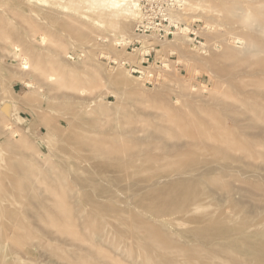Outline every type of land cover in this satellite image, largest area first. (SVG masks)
I'll list each match as a JSON object with an SVG mask.
<instances>
[{
    "label": "rangeland",
    "instance_id": "1",
    "mask_svg": "<svg viewBox=\"0 0 264 264\" xmlns=\"http://www.w3.org/2000/svg\"><path fill=\"white\" fill-rule=\"evenodd\" d=\"M134 1L0 0V264H264V0Z\"/></svg>",
    "mask_w": 264,
    "mask_h": 264
},
{
    "label": "built area",
    "instance_id": "2",
    "mask_svg": "<svg viewBox=\"0 0 264 264\" xmlns=\"http://www.w3.org/2000/svg\"><path fill=\"white\" fill-rule=\"evenodd\" d=\"M176 3V0H139L140 20L135 26L136 34H154L163 40L174 36L176 26L173 24L172 12Z\"/></svg>",
    "mask_w": 264,
    "mask_h": 264
},
{
    "label": "bare ground",
    "instance_id": "3",
    "mask_svg": "<svg viewBox=\"0 0 264 264\" xmlns=\"http://www.w3.org/2000/svg\"><path fill=\"white\" fill-rule=\"evenodd\" d=\"M126 4L128 5V7H127V11L129 12V13H133L134 15L136 14V11H137V2H135L134 0H126ZM173 24H175V23H173ZM183 27V26H182ZM181 29V28H180ZM189 28H187V27H185V28H182L181 30H180V32L179 33H185V32H188L189 33ZM191 32V31H190ZM169 40V39H168ZM140 44H141V49H142V51H143V54L144 55H148L149 53H150V51H151V47H152V44L151 43H147L146 44V42L145 41H143V40H141V39H139V40H137ZM123 43V42H122ZM118 44V46L121 44V42H117L116 43V45ZM134 50H136V48L134 49ZM140 50V49H139ZM102 55V54H101ZM108 55V54H107ZM109 56V55H108ZM103 57V56H102ZM111 57V56H110ZM106 58V57H105ZM108 58V57H107ZM113 61H114V59H113ZM118 62V61H117ZM142 74H143V72H141ZM26 86L27 87H30V85L29 84H26Z\"/></svg>",
    "mask_w": 264,
    "mask_h": 264
}]
</instances>
